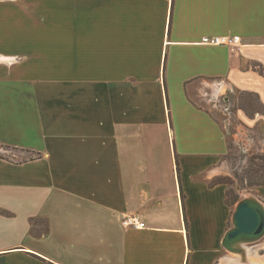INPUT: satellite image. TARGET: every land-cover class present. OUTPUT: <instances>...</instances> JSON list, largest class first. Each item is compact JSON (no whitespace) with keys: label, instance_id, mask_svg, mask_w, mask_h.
Here are the masks:
<instances>
[{"label":"crops","instance_id":"0c3cea01","mask_svg":"<svg viewBox=\"0 0 264 264\" xmlns=\"http://www.w3.org/2000/svg\"><path fill=\"white\" fill-rule=\"evenodd\" d=\"M255 64L264 0H0V146L30 155H0V264H255L223 246L238 202L216 182L232 120L264 136L236 106H264Z\"/></svg>","mask_w":264,"mask_h":264},{"label":"rangeland","instance_id":"374dc122","mask_svg":"<svg viewBox=\"0 0 264 264\" xmlns=\"http://www.w3.org/2000/svg\"><path fill=\"white\" fill-rule=\"evenodd\" d=\"M80 68L81 64H74L76 73L80 72ZM252 104L256 109L260 108L257 98L254 97V102H251L246 94L240 95L236 102L237 107L244 106L245 108H249L250 115H253V108L250 107ZM232 123V128H230L229 133L234 134L241 130L242 140L239 144H235L233 141L230 142L231 152L226 159V174L218 178L216 182H224L228 186L229 201L235 203L246 196L256 195L257 193L258 187H250L249 185L248 174L249 171H251L250 169L259 170L261 173H264V141H262L264 136H262L259 126L251 129L252 132L250 133L238 127L235 121L232 120ZM0 155L15 161H20L30 156L29 154H21L19 151L10 150L1 146ZM246 246H248L249 249L251 247L254 249L253 251L250 249L252 252V259L264 264V239ZM237 255L239 258L242 256L239 254Z\"/></svg>","mask_w":264,"mask_h":264},{"label":"water","instance_id":"95a60500","mask_svg":"<svg viewBox=\"0 0 264 264\" xmlns=\"http://www.w3.org/2000/svg\"><path fill=\"white\" fill-rule=\"evenodd\" d=\"M233 227L228 230L223 246L227 251H241L240 244H253L264 239V205L256 197L241 199L232 216Z\"/></svg>","mask_w":264,"mask_h":264},{"label":"trees","instance_id":"16d2710c","mask_svg":"<svg viewBox=\"0 0 264 264\" xmlns=\"http://www.w3.org/2000/svg\"><path fill=\"white\" fill-rule=\"evenodd\" d=\"M254 69L256 71H258L262 76H264V66H262L261 64H255L254 65ZM246 95H248V97L250 98L251 102H254V97L257 98V100L259 101L258 96L254 95V94H246ZM259 105H260L259 109H256L253 106V104L250 105V107L253 108V112H252L253 115L249 114V108H245L244 106H240V107L242 109H244L245 112L249 116H254L257 113H260V114L264 115V106L260 103V101H259ZM3 148H7V149H10V150L18 151L15 148H9V147H3ZM29 153H31V152H29ZM38 157H40V154L32 153L31 159L38 158ZM250 170L251 171H249V174H248L250 187H253V186H256V187L264 186V173H261L259 170H253V169H250ZM0 214H2V215H10V213H8L6 211H0ZM30 226H31V229H30L31 234L34 237H37V238L48 234L49 231H50L49 221L46 218H32V219H30Z\"/></svg>","mask_w":264,"mask_h":264},{"label":"built area","instance_id":"2783aa9c","mask_svg":"<svg viewBox=\"0 0 264 264\" xmlns=\"http://www.w3.org/2000/svg\"><path fill=\"white\" fill-rule=\"evenodd\" d=\"M201 43L212 46H228L232 50H237L242 45V39L236 35L205 36L202 38ZM123 225L126 228L143 229L145 227V223L137 216H125Z\"/></svg>","mask_w":264,"mask_h":264},{"label":"bare ground","instance_id":"6f19581e","mask_svg":"<svg viewBox=\"0 0 264 264\" xmlns=\"http://www.w3.org/2000/svg\"><path fill=\"white\" fill-rule=\"evenodd\" d=\"M248 197H255V196H252V195H251V196H246V197H244V198H248ZM263 205H264V204H263ZM244 245H248V244H240V245H239V248H241V251H238V252L235 253V254H239V255H242V256H243V255L245 254V252H246V251H245V248H244ZM252 262L255 263V264H256V263H257V264H261V262H259V261H258V262H255V261L253 260ZM238 264H239V263H238Z\"/></svg>","mask_w":264,"mask_h":264}]
</instances>
